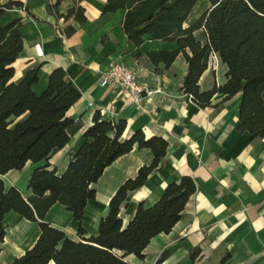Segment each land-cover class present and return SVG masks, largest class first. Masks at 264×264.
Listing matches in <instances>:
<instances>
[{"label":"crops","instance_id":"crops-1","mask_svg":"<svg viewBox=\"0 0 264 264\" xmlns=\"http://www.w3.org/2000/svg\"><path fill=\"white\" fill-rule=\"evenodd\" d=\"M17 1L23 6L8 9L0 18V24L15 18L24 21L20 28L24 52L14 62L13 80H19L27 69L39 66V81L33 88L42 93L52 71L63 68L66 81L82 94L68 112L80 121L81 128L50 158L51 167H57L59 173L66 169L69 153L79 147L81 135L93 124L95 112L100 111L104 118L126 121L124 138L142 130L146 138L160 136L169 143L162 166L148 176L143 186L130 192L122 206L120 216L124 226L133 219L140 202L150 207L171 182L180 181L183 176L195 180L197 190L174 228L154 237L143 252L144 258L130 254L126 261L129 264H264V137L239 132L241 93L228 100L216 95L210 106H199L183 89L188 72L183 52L168 68L164 62L155 65L146 56L151 52L177 50V41L144 35L143 42L135 44L124 31L126 10L103 13L108 0L79 2L86 17L83 24L74 16L65 19L51 14L47 9L50 0ZM205 1L196 2L184 27L194 23L211 6L210 3L203 8ZM73 4L72 0H64L58 10L65 14ZM67 26L76 29L70 36L65 34ZM111 59L126 62L158 91L136 106L123 90L103 86ZM227 70L218 55H213L199 80L201 89L205 91L215 83H225ZM153 160L151 150L135 147L106 169L95 184L96 198L89 201L84 211V234H78L79 223L60 203L50 208L45 220L77 241L96 236L111 197L127 179L135 178L139 169ZM40 165L29 161L22 170L2 175L6 188L17 187L28 196L29 178ZM4 225L7 235L1 244L0 264H11L34 245L40 227L15 211L6 214ZM197 247L201 252L192 259L191 253ZM227 253L230 256L222 261Z\"/></svg>","mask_w":264,"mask_h":264},{"label":"trees","instance_id":"trees-1","mask_svg":"<svg viewBox=\"0 0 264 264\" xmlns=\"http://www.w3.org/2000/svg\"><path fill=\"white\" fill-rule=\"evenodd\" d=\"M0 18L8 9L23 6L21 1L1 3ZM64 0H50L48 11L56 17L86 21L82 0L62 14L58 6ZM198 0H108L103 13L126 10L124 31L137 45L144 35L154 39L176 40L174 51L147 53L158 65L168 68L180 52L188 64L184 91L201 107L210 106L216 95L228 100L241 93L239 132L258 133L264 137V0H209L211 6L188 27L184 23ZM21 18L0 24V253L7 235L4 218L10 211L37 222L40 235L32 247L16 257L11 264H129L130 254L144 258V250L161 233H169L182 218L185 205L196 192L191 176L171 182L161 198L152 206L140 202L133 219L124 226L121 208L130 192L143 186L148 176L162 166L169 143L160 136L146 138L142 130L124 138L126 121L104 118L96 111L93 124L81 135V144L69 153L66 169L59 173L51 167L50 158L64 148L81 128L79 120L68 115L81 98V92L67 82L66 71L56 68L47 88L35 92L40 67L35 66L14 81V62L23 55ZM75 27L67 26L72 35ZM200 31L199 34L195 32ZM190 50V52L187 51ZM218 55L228 68L227 80L203 91L199 80L210 58ZM28 114L24 119H18ZM135 147L152 151L154 160L139 169L135 178L127 179L111 197L108 212L99 221L98 234L74 240L60 228L45 220L50 208L60 203L73 213L82 226L84 211L97 195L95 184L106 169ZM31 161L38 166L28 181V196L17 187L6 188L2 175L22 170ZM201 252L197 247L195 259ZM230 256L227 253L222 261Z\"/></svg>","mask_w":264,"mask_h":264},{"label":"built area","instance_id":"built-area-1","mask_svg":"<svg viewBox=\"0 0 264 264\" xmlns=\"http://www.w3.org/2000/svg\"><path fill=\"white\" fill-rule=\"evenodd\" d=\"M102 85L123 90L136 106H140L147 96L158 91L148 81L141 79L133 67L117 59L109 61Z\"/></svg>","mask_w":264,"mask_h":264},{"label":"rangeland","instance_id":"rangeland-1","mask_svg":"<svg viewBox=\"0 0 264 264\" xmlns=\"http://www.w3.org/2000/svg\"><path fill=\"white\" fill-rule=\"evenodd\" d=\"M205 1V0H204ZM210 6V2L207 0V1H205V3H204V5L202 6L203 8L205 7V8H207V7H209ZM199 9H200V7H199Z\"/></svg>","mask_w":264,"mask_h":264},{"label":"bare ground","instance_id":"bare-ground-1","mask_svg":"<svg viewBox=\"0 0 264 264\" xmlns=\"http://www.w3.org/2000/svg\"><path fill=\"white\" fill-rule=\"evenodd\" d=\"M201 4V2L199 3V5ZM198 7V6H197Z\"/></svg>","mask_w":264,"mask_h":264}]
</instances>
